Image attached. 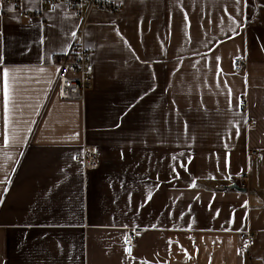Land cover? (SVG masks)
<instances>
[{"label":"crops","instance_id":"1","mask_svg":"<svg viewBox=\"0 0 264 264\" xmlns=\"http://www.w3.org/2000/svg\"><path fill=\"white\" fill-rule=\"evenodd\" d=\"M81 19L0 2V264H264V0L95 8L93 85L63 99ZM85 142L97 168L75 157ZM245 172L246 190L222 186ZM130 226L144 230L128 254Z\"/></svg>","mask_w":264,"mask_h":264},{"label":"built area","instance_id":"2","mask_svg":"<svg viewBox=\"0 0 264 264\" xmlns=\"http://www.w3.org/2000/svg\"><path fill=\"white\" fill-rule=\"evenodd\" d=\"M20 0H0L3 3H15ZM52 2L66 3L68 9L75 11L81 16V22L76 34L73 38L71 47L66 51L64 56L58 61V76L57 84L59 95L63 99H85L88 89L93 85L94 77V63L92 61V54L89 46L86 43L84 29L85 23L89 18L91 12L97 9H117L124 0H51ZM247 58L245 55L237 56L234 60V65L237 70L244 69ZM254 153L255 150H249ZM80 160L84 168H97L100 164L99 146L89 142H85L82 151L75 155ZM248 172H245L238 182L246 185ZM143 228L130 226L125 236V244L127 245L128 254L133 253L135 249V238ZM241 247L248 249L255 243V234L251 229H247L244 233Z\"/></svg>","mask_w":264,"mask_h":264},{"label":"snow or ice","instance_id":"3","mask_svg":"<svg viewBox=\"0 0 264 264\" xmlns=\"http://www.w3.org/2000/svg\"><path fill=\"white\" fill-rule=\"evenodd\" d=\"M237 2H239V0H237ZM73 35H75V33H73ZM10 73L9 71L5 68L3 70V97H4V107H5V111L7 112L8 110V104L10 101ZM5 143H7V137L5 138ZM8 183H10V180L7 181ZM0 183H4V181H0ZM5 191H7V189H5ZM149 199L151 198V196L149 195L148 197Z\"/></svg>","mask_w":264,"mask_h":264},{"label":"water","instance_id":"4","mask_svg":"<svg viewBox=\"0 0 264 264\" xmlns=\"http://www.w3.org/2000/svg\"><path fill=\"white\" fill-rule=\"evenodd\" d=\"M222 186L225 188L235 187V188L240 189V190H246V188H247V186H244L240 182H238L237 178H233L231 180V183H228V184H225Z\"/></svg>","mask_w":264,"mask_h":264}]
</instances>
